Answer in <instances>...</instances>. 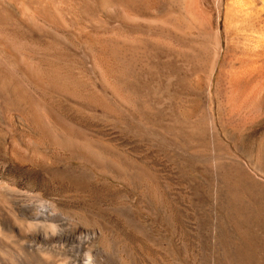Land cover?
<instances>
[{"label": "rangeland", "instance_id": "obj_1", "mask_svg": "<svg viewBox=\"0 0 264 264\" xmlns=\"http://www.w3.org/2000/svg\"><path fill=\"white\" fill-rule=\"evenodd\" d=\"M40 1L2 30L48 78L0 66V264H264V0Z\"/></svg>", "mask_w": 264, "mask_h": 264}, {"label": "bare ground", "instance_id": "obj_2", "mask_svg": "<svg viewBox=\"0 0 264 264\" xmlns=\"http://www.w3.org/2000/svg\"><path fill=\"white\" fill-rule=\"evenodd\" d=\"M32 1L38 2L39 0H32ZM43 1L46 2L45 0H43ZM37 2L36 3L31 2V0H0V6H1V9H0V66H1V68H2L1 64H3V66H5V64L7 63L5 60L7 59L8 62L10 61L9 62L10 65H12L16 69V71L21 73L23 78L26 81H28L30 83H37L38 82L40 84H44L45 80L48 78V76H46V72L44 69L45 67L42 68L41 67L42 64L41 65L39 64L40 61H39V63L36 61V54L31 51L32 49L27 50L24 47V45L19 46L18 44L15 43V41L12 38L5 36L6 34L5 35L2 34L3 33L2 30H4V28L6 30V29H9L13 26L12 24L15 23V22L12 23L13 19H14L13 17L18 15L20 12H22L24 10L23 7L25 5H28V7H33V6H35V4H39ZM40 2H41L40 3L41 5L39 7L42 6V0ZM18 4H20L22 6L21 7L23 9L22 11H21V8L18 7L19 6ZM32 4H34V5H32ZM33 9H34V7H33ZM39 9L36 11L39 12ZM40 10H42V9H40ZM36 11H35V13H37ZM1 81H2V79H1ZM22 88L23 87H21V89ZM51 213L52 212L49 213L47 209H45L44 211L42 210V212L38 213V214L37 213L33 214L30 211V209L26 210L27 217L30 219H34V220H42L44 217H45V219L46 218H53L51 216H53L54 213H52V214ZM61 236H60V238H61Z\"/></svg>", "mask_w": 264, "mask_h": 264}]
</instances>
